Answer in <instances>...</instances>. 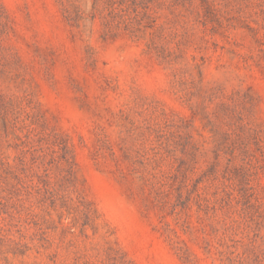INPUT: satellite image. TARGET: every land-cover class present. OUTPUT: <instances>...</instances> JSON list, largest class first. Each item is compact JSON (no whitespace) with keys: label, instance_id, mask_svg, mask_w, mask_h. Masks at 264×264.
<instances>
[{"label":"rangeland","instance_id":"obj_1","mask_svg":"<svg viewBox=\"0 0 264 264\" xmlns=\"http://www.w3.org/2000/svg\"><path fill=\"white\" fill-rule=\"evenodd\" d=\"M176 1L157 27L172 48L174 34L189 37L186 62L202 73L191 71V101L181 91L191 76L179 87L147 38H104L99 19L76 26L60 0H0V264H223L230 251L264 264V0ZM214 90L249 93V125L229 127ZM32 122L68 140L72 185L58 172L39 185L29 155L21 165L11 138ZM182 122L188 166L174 180L169 160L157 170L155 131Z\"/></svg>","mask_w":264,"mask_h":264},{"label":"trees","instance_id":"obj_2","mask_svg":"<svg viewBox=\"0 0 264 264\" xmlns=\"http://www.w3.org/2000/svg\"><path fill=\"white\" fill-rule=\"evenodd\" d=\"M84 1L85 0H60L64 13L71 23L80 26V24L86 20H90L94 23L99 19L103 27L104 38L116 37L122 32L128 33L136 40L147 38V51L157 55V57L170 68L179 87L188 84L187 81L180 78L183 76L182 74H189L191 76V89L187 90L183 88L181 90L185 99L191 101L198 94L197 91H192V89H196L198 82L191 71L193 68L199 69V74L202 77L201 66L196 65L192 67L189 62H186V50L189 39L187 33L184 35L176 33L173 37L171 36L172 43L175 44V48H172L170 43H168L170 39L161 32V27H157V21L159 19L157 15L165 8L166 0H87L90 3L89 10L84 8ZM175 6H178L176 0H172L167 6L168 9H172V14L174 13ZM178 65H181V67H178ZM200 90L202 89H199V91ZM217 94L218 93L214 90L210 97L213 100L221 99V102L217 106V112L218 114L224 113L229 127H236L238 131H241L240 129H242V127L239 126V124H243L244 126L249 125L246 113L250 112L253 108V98L249 93L237 91L232 93L229 97L224 95L217 96ZM224 98H226V100H224ZM123 116L124 115H122V117ZM32 124L34 128L28 129V134L24 138L18 135L11 138L12 141L18 140L20 142L16 147L22 148V154L19 157L21 165H27L28 162L25 158L26 155H29V167L37 168L38 172L33 177L37 178L39 185L45 187L50 186L52 174L54 172H58L64 182L72 185L76 174V162L68 140L57 133H48L44 126L36 122H32ZM13 127L15 128L16 126L14 125ZM186 127V123L182 122L180 125L169 124L168 127H166L168 131H155L159 148L164 151L160 153V155L155 156H159L155 161L157 170H161L158 168L163 167V161L169 160L170 169L173 170L174 180L178 179V176L188 166L187 159L178 155L179 150L182 155H189V137L184 133ZM229 131L231 130L229 129ZM232 134L234 133H225L226 137H224V144L228 143ZM254 135L256 139L259 136L256 131ZM31 136L35 139H32ZM10 137L11 136H9V138ZM226 170H228V168ZM162 176V178L170 180L167 175L164 174ZM162 182H164L163 179ZM163 186L160 183V187L155 189L154 193L158 201L165 206V199L167 196L165 192L162 191ZM77 203L79 207L85 208L86 206L85 202L81 200V197H78L76 204ZM67 206V203L63 204L62 209ZM177 207L180 208L177 212V216L182 217L187 206L183 203L177 205ZM250 209H254L256 210L255 212L260 214L259 206L252 204L249 207V210ZM85 214L86 222L82 226L90 225V213L86 212ZM78 225L79 222L73 220L71 229H75ZM230 242L232 245H227L229 249L236 248V245L239 243V241L235 240L233 237H231ZM234 254V251L221 252L222 263L234 264L235 261H237V264H250L244 257H239L238 260L233 259Z\"/></svg>","mask_w":264,"mask_h":264}]
</instances>
